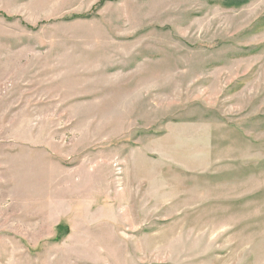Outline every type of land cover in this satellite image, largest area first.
<instances>
[{"label":"rangeland","instance_id":"374dc122","mask_svg":"<svg viewBox=\"0 0 264 264\" xmlns=\"http://www.w3.org/2000/svg\"><path fill=\"white\" fill-rule=\"evenodd\" d=\"M0 264H264V0H0Z\"/></svg>","mask_w":264,"mask_h":264},{"label":"trees","instance_id":"16d2710c","mask_svg":"<svg viewBox=\"0 0 264 264\" xmlns=\"http://www.w3.org/2000/svg\"><path fill=\"white\" fill-rule=\"evenodd\" d=\"M238 1H240V2H246L248 0H238ZM59 229H60V232H62L64 230H67V226H64V224H60ZM61 237H62V234H59L58 235V239L61 238Z\"/></svg>","mask_w":264,"mask_h":264}]
</instances>
